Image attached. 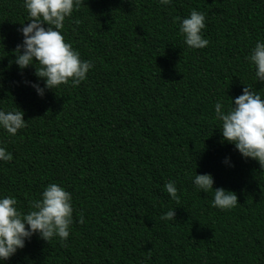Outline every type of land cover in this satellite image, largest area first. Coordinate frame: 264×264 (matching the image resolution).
<instances>
[{"label":"trees","instance_id":"1","mask_svg":"<svg viewBox=\"0 0 264 264\" xmlns=\"http://www.w3.org/2000/svg\"><path fill=\"white\" fill-rule=\"evenodd\" d=\"M0 264H264V0H0Z\"/></svg>","mask_w":264,"mask_h":264}]
</instances>
